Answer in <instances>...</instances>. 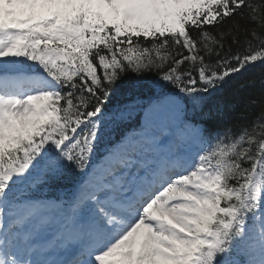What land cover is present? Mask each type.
Segmentation results:
<instances>
[{"label": "snow or ice", "instance_id": "snow-or-ice-1", "mask_svg": "<svg viewBox=\"0 0 264 264\" xmlns=\"http://www.w3.org/2000/svg\"><path fill=\"white\" fill-rule=\"evenodd\" d=\"M0 264H264V0H0Z\"/></svg>", "mask_w": 264, "mask_h": 264}, {"label": "trees", "instance_id": "trees-1", "mask_svg": "<svg viewBox=\"0 0 264 264\" xmlns=\"http://www.w3.org/2000/svg\"><path fill=\"white\" fill-rule=\"evenodd\" d=\"M259 72L260 69L258 68L254 72L247 73L246 78H252L254 76H257ZM224 93L227 99L237 100L240 102L241 105H243L244 101H246L249 97L258 96V89H243L239 87L238 82H232L225 87ZM232 120L236 122H242L239 121V110L236 114L233 115ZM101 151H103V149H101Z\"/></svg>", "mask_w": 264, "mask_h": 264}]
</instances>
